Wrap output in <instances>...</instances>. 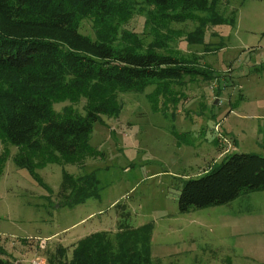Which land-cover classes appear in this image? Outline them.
<instances>
[{
    "label": "rangeland",
    "instance_id": "rangeland-1",
    "mask_svg": "<svg viewBox=\"0 0 264 264\" xmlns=\"http://www.w3.org/2000/svg\"><path fill=\"white\" fill-rule=\"evenodd\" d=\"M195 1L163 11L151 0H116L111 17L80 20L93 40L170 54L204 75L141 92L87 86L56 103V111L70 105L84 114L95 97L110 109L82 154L54 157L33 174L15 163L20 148L0 136V248L12 264H68L77 242L97 232L118 255L117 234L143 226L148 244L135 247L151 264H264L263 191L186 213L177 207L184 181L229 154L264 157V0ZM65 173L75 191L87 178L96 195L67 204L74 189Z\"/></svg>",
    "mask_w": 264,
    "mask_h": 264
},
{
    "label": "trees",
    "instance_id": "trees-1",
    "mask_svg": "<svg viewBox=\"0 0 264 264\" xmlns=\"http://www.w3.org/2000/svg\"><path fill=\"white\" fill-rule=\"evenodd\" d=\"M151 1L163 11L179 7L190 10L196 2ZM115 2L0 0V136L20 148L15 163L31 174L48 160L55 161L54 157L72 159L82 154L94 123L109 114L110 109V103L104 99L90 96L84 114L70 105L56 111V103L74 100L79 90L87 86L141 92L156 82H177L185 75H204L176 56L153 49L138 52L128 46L115 48L106 37L93 40L80 32L82 18L111 17ZM187 15L184 11L173 17L180 20ZM1 167L2 163L0 173ZM63 179L74 189L67 204L81 203L96 195L86 191L87 178L76 191L70 175L65 173ZM254 191L264 192V157L232 153L203 176L185 180L177 207L180 213H186L191 208L220 206L242 192ZM117 235L121 250L118 255L112 251L109 236L97 232L77 242L68 264H151L148 251L135 247L144 240L148 244L147 226ZM128 239L132 246L127 245ZM3 256L0 248V264H12Z\"/></svg>",
    "mask_w": 264,
    "mask_h": 264
}]
</instances>
